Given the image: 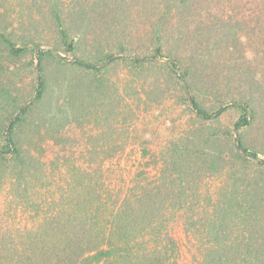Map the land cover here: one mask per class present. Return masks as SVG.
<instances>
[{
	"label": "trees",
	"instance_id": "obj_1",
	"mask_svg": "<svg viewBox=\"0 0 264 264\" xmlns=\"http://www.w3.org/2000/svg\"><path fill=\"white\" fill-rule=\"evenodd\" d=\"M143 1L146 29L128 26L124 36H150L157 54H110L103 59H127L143 66L166 53L171 74L186 81L182 90L192 111L214 118L229 106L214 113L199 106L190 74L203 64V92L226 86L239 90L232 104L242 110L237 128L264 113V0H195L203 6L194 13H187L194 0ZM135 3L0 0V44L12 55H21L32 44L41 62L46 51L52 52L41 48L46 27L58 29L60 39L74 49L87 37L92 17L104 15L106 23L116 27L114 21L123 13L132 16L139 5ZM200 12L203 19L193 31H203V51L197 43L192 54L175 53L172 44L186 40L182 20ZM118 24L120 32L124 23ZM168 30L172 35L167 39L173 42L164 38ZM75 65L100 69L84 59L75 60ZM71 85L74 97L85 99L82 108L90 111L91 87ZM45 94L46 81L39 74L35 98L14 116L6 129V146L0 147V264H264V171L252 173L247 166L249 160L264 166L257 151L238 138L236 152L215 155L211 146L203 149V132L194 126L182 127L163 145L139 148L140 157L127 163L118 160L126 147L96 146L85 152L69 148L50 156L35 129L27 137L31 145L13 135ZM132 97L122 103L124 110L120 106L127 141L138 137L140 124L152 127L147 115L161 105ZM106 105L100 104L103 115H108ZM39 122L37 127H43L46 119ZM106 134L100 136L105 140ZM188 253L191 260L185 263Z\"/></svg>",
	"mask_w": 264,
	"mask_h": 264
},
{
	"label": "rangeland",
	"instance_id": "obj_2",
	"mask_svg": "<svg viewBox=\"0 0 264 264\" xmlns=\"http://www.w3.org/2000/svg\"><path fill=\"white\" fill-rule=\"evenodd\" d=\"M39 2L41 6L44 5L42 1ZM136 3L139 5L131 11V17L123 13L121 18L114 21L116 27L108 25L106 23L108 18L104 15L92 17L87 22V37L79 40L74 49H69L64 44L58 29L52 27L49 30L46 27L47 35L41 42V48L51 49L52 52L46 51L41 62L38 50L32 44L21 55L9 54L5 45L0 44V147L6 146V129L14 116L22 106L35 98L39 74H42L46 81L44 100L32 109L24 122L16 126L13 135L18 142L20 138V143L26 142L31 145L27 142V137L31 136L34 129L37 132L39 130L41 134L36 132V136L38 139L41 136L40 142L46 147L50 156L52 152L69 148L85 152L96 146L126 147V153L119 156L118 160L127 163L129 158L140 157V153H137L139 148L163 145L168 139L177 135L182 127L190 129L195 126L203 132V149L211 146L215 155L227 151L236 152V139L240 138L244 146L257 151L259 157L264 159V113L260 112L258 118L254 117L249 124L237 128L236 122L240 119L242 110L232 104L233 99L238 98L236 94L239 90L234 86H226L211 93L203 92V64H198V70L193 68L194 73L190 74L195 88L192 92L199 106L208 113H214L224 105L229 106L220 116L214 118H201L192 111L186 102V93L182 90L185 79L177 77L178 74L174 71L172 76L170 65L166 63L171 61V58L166 57V53L158 55L153 63L143 66L132 64L127 59H118L112 63L103 59L110 54L116 57H143L157 54L156 41L150 36L146 37L144 34L140 36L139 33L124 36L130 26L141 28L146 19L143 14L144 1L136 0ZM198 3L199 1L194 0L193 6H190L191 10L187 13L197 12L196 8L203 6L202 2L199 5ZM202 12L196 17L182 20V24L186 22L184 25L186 30L183 33L186 40L172 44L175 45V53L192 54L191 48L197 43L203 51V31H193V27L197 29L201 24ZM46 15L51 21L48 13ZM119 21L124 23L120 32ZM144 29L146 27L141 30ZM164 35L167 42L174 41L167 39V36L172 35V30L166 31ZM80 59L95 63L100 69L95 71L78 67L75 65V60ZM182 72L179 66V73ZM72 83L82 86L81 89L91 87L93 92L88 98L92 102L90 111L82 108L81 100L84 98L79 95L74 97L72 89L75 86L73 87ZM129 96H133L134 99L142 97L146 101L157 100L156 102L161 103L147 115L153 123L152 127L150 123L148 125L143 123L144 126L140 124L138 137L131 141L126 140L124 136L126 128L122 125L124 113L122 103ZM101 102L107 104L105 110L108 115H103L99 111L102 109ZM54 113L56 118L52 116ZM41 119H46V124L37 127ZM174 120L182 122L181 126ZM102 132L107 133L104 135V137L108 136L107 139L104 140L103 136H100ZM208 135H211L210 144L207 142ZM250 161L252 160L247 161L250 172L254 173L259 168L264 171V166ZM190 260L191 256L188 253V260L185 263Z\"/></svg>",
	"mask_w": 264,
	"mask_h": 264
}]
</instances>
